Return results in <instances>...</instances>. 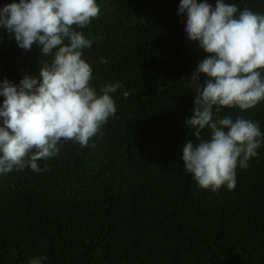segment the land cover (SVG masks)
Instances as JSON below:
<instances>
[{"label":"trees","instance_id":"1","mask_svg":"<svg viewBox=\"0 0 264 264\" xmlns=\"http://www.w3.org/2000/svg\"><path fill=\"white\" fill-rule=\"evenodd\" d=\"M96 2L83 58L98 93L122 85L110 94L116 114L88 147L65 141L55 158L38 161L50 171L0 174V264L40 255L43 264H264V144L248 168L237 167L233 190L200 188L181 159L186 140L198 142L185 118L207 76L188 81L207 54L188 38L180 0ZM225 2L264 13V0ZM45 59L0 27V81L38 77ZM225 115L258 122L264 133V101L214 119Z\"/></svg>","mask_w":264,"mask_h":264},{"label":"clouds","instance_id":"2","mask_svg":"<svg viewBox=\"0 0 264 264\" xmlns=\"http://www.w3.org/2000/svg\"><path fill=\"white\" fill-rule=\"evenodd\" d=\"M99 13L96 0H13L0 8V27L18 47L37 45L46 58L38 77L25 73L19 84L0 81V174L26 167L50 171L38 161L55 158L65 141L88 147L115 116L110 94L122 85L106 83L98 93L93 68L83 58L93 41L82 30ZM178 14H186L188 38L207 54L188 81L200 84V74L207 76L194 96L193 114L185 118L198 142L187 139L181 159L200 188L233 190L237 167H249L264 144V133L258 122L242 116H214L222 109L243 111L264 101V13L241 10L225 0H215L214 6L208 0H180ZM101 63L107 60L101 58ZM206 128L210 137L204 139ZM46 260L45 255L34 256L28 264Z\"/></svg>","mask_w":264,"mask_h":264}]
</instances>
